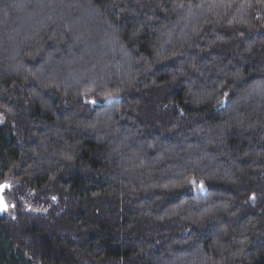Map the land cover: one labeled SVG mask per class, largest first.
<instances>
[{"label": "trees", "instance_id": "obj_1", "mask_svg": "<svg viewBox=\"0 0 264 264\" xmlns=\"http://www.w3.org/2000/svg\"><path fill=\"white\" fill-rule=\"evenodd\" d=\"M0 187V264H264V0H0Z\"/></svg>", "mask_w": 264, "mask_h": 264}, {"label": "rangeland", "instance_id": "obj_2", "mask_svg": "<svg viewBox=\"0 0 264 264\" xmlns=\"http://www.w3.org/2000/svg\"><path fill=\"white\" fill-rule=\"evenodd\" d=\"M196 189H197V187H196ZM5 194L4 193H2V196H3V199H4V203L7 205V206H9V204H11V201L6 197V196H4Z\"/></svg>", "mask_w": 264, "mask_h": 264}, {"label": "water", "instance_id": "obj_3", "mask_svg": "<svg viewBox=\"0 0 264 264\" xmlns=\"http://www.w3.org/2000/svg\"><path fill=\"white\" fill-rule=\"evenodd\" d=\"M2 190H3V188L0 187V202H2V205H0V206L6 205V204L4 203V199H3V196H2ZM1 212H3V211H0V213H1Z\"/></svg>", "mask_w": 264, "mask_h": 264}, {"label": "snow or ice", "instance_id": "obj_4", "mask_svg": "<svg viewBox=\"0 0 264 264\" xmlns=\"http://www.w3.org/2000/svg\"><path fill=\"white\" fill-rule=\"evenodd\" d=\"M3 187H7V185H4ZM0 205H2V202H0ZM6 210H7L6 205L0 206V211H6Z\"/></svg>", "mask_w": 264, "mask_h": 264}]
</instances>
